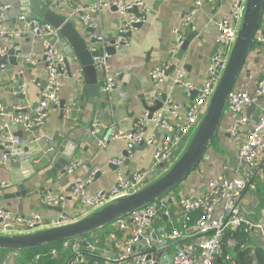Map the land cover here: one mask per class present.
<instances>
[{
    "label": "crops",
    "instance_id": "crops-1",
    "mask_svg": "<svg viewBox=\"0 0 264 264\" xmlns=\"http://www.w3.org/2000/svg\"><path fill=\"white\" fill-rule=\"evenodd\" d=\"M96 1L61 0V9L58 10L60 13H65L68 10L65 7L67 3L76 15L77 12H82L81 19L82 15H89L90 26L96 29L98 38L103 39L108 35L113 38L120 36L121 22L116 9L101 7L90 12L88 7ZM140 1L149 8L145 19L139 27L124 32L122 37L125 43L123 41L120 46L115 47V52L108 56L109 70L114 75L115 84L108 90L107 100L104 99L105 94L101 90L103 93L98 99L99 105L88 103L81 67L68 42L59 35L55 47L64 56V63L66 59L69 64L68 66L64 64L68 77L60 81L58 102L49 108L43 124L35 129L24 130L19 125H9L0 130L2 143H8L12 136L20 140L19 146L12 149L11 159L6 164L0 161V182L9 184L0 185V207L23 216L39 215L43 224L38 229L53 226L52 222L60 213L74 219L90 213L91 211H86L79 202L78 196L68 189L72 184L86 180L85 163L96 165L93 172L101 173L100 177L93 179L91 174L88 178L90 181L85 191L90 196L98 190L108 191L114 187L116 170H111L108 164L122 160L121 153L128 149L130 142L123 138L106 140L104 137L107 130L116 128L118 132L132 131L133 121L144 112L145 105L154 103L160 94L166 95V102L162 104L158 113L167 114L173 106L184 109L194 98L195 90H187L183 84L175 83L177 74L182 72L185 81L194 86L199 85L206 75L211 57L221 50L216 42L217 22L222 16H229L230 0H202L197 9L193 7L194 0ZM19 2L20 0H0V4L7 6L3 10L0 25L19 33L15 36L0 37V48L8 49L13 43H17L16 49L21 51L16 57L17 65L7 67L0 74V104L7 111L2 117V123L7 122L17 110L26 111L36 105L40 99L42 84L47 78L43 41L32 33L30 23L19 21ZM133 11L140 12V9ZM191 11L194 13L189 24L184 27L183 22ZM188 29L196 31L197 35L191 40L186 51L177 50L174 54H170L176 38L175 32ZM258 30L257 34L264 36V16ZM79 31L83 34L82 29ZM99 46L101 44H96L92 49ZM178 54H181V60L176 59ZM27 58L34 59V62L31 64L26 60ZM162 65L167 68L163 80L156 85L150 73L155 67ZM261 78H264V41L254 38L236 83V86L243 85L250 91L254 104L252 110L247 112L248 123L237 130L240 138L245 137L248 129L258 120L262 112L263 98L255 96L252 91ZM21 85H24L23 92L20 89ZM19 94L24 95V101L17 98L16 95ZM60 101L65 103L64 110L58 107ZM72 110L76 111L73 119ZM234 118V115L224 111L214 143L208 146L198 168L179 184L173 195L181 198L189 194H201L208 180L222 174L242 175L246 170V167H242L240 171H236L238 169L236 154L241 140L235 141L225 131V127ZM94 122L99 124L96 132H92L91 129ZM145 131V137L153 134L155 142L153 144L145 142L146 144L139 150L130 149L128 162L124 164L122 161L119 166L122 175L127 179L138 171L152 169L154 150L165 133L162 128L154 126L151 118L145 121ZM102 141H105L103 146L100 144ZM184 141L187 143L188 138L182 139L177 145L176 151L179 155L183 152ZM10 147L4 145V149H0V155L8 152ZM63 155H72L69 163L78 161L79 166L70 174L53 173L54 163ZM163 172V167L158 165L153 172L154 178ZM262 176L258 178L257 185V191L260 192L261 189L264 190V172ZM42 190L65 196L59 206L61 211L47 207L41 202L39 191ZM256 192L245 194L241 202L249 211V216L255 215L257 218L261 211L256 213L254 207L260 203L261 198L259 195L255 196ZM219 208L218 206L217 210ZM197 215L198 211H194L192 220ZM160 223L155 221V225ZM110 225L108 232L113 230L112 224ZM108 232L101 229L94 231L88 234L91 236L89 241L98 243L99 246H106L102 241ZM196 240L195 237L187 241Z\"/></svg>",
    "mask_w": 264,
    "mask_h": 264
},
{
    "label": "built area",
    "instance_id": "built-area-1",
    "mask_svg": "<svg viewBox=\"0 0 264 264\" xmlns=\"http://www.w3.org/2000/svg\"><path fill=\"white\" fill-rule=\"evenodd\" d=\"M201 1L194 0L193 7L197 9ZM245 1L230 0L229 16H222L217 22L216 42L221 50L211 57L202 82L194 86L184 80V73L177 74L175 83L183 84L187 90L196 91L190 103L184 109L173 106L167 114L157 112L152 115L154 126L165 131L154 150L152 169L138 171L131 179H127L119 169L123 159L116 160L113 162L118 165L114 187L108 191L98 190L92 196L85 191L90 179L76 182L72 191L78 196L79 202L86 211H93L118 197L139 190L144 186L145 181H153V172L158 165L166 163V166H169L176 159L174 152L178 143L186 137L188 139L191 137L205 113L236 39ZM101 7L114 8L120 16V36L115 39V47L123 41L125 43L122 34L132 29L133 24L143 22L149 11L140 0L109 2L97 0L88 9L94 12ZM6 8V5L0 4V22L3 10ZM134 9H140V12H134ZM193 13L191 11L188 14L183 22L184 27L189 24ZM82 21L86 25H91L89 15H82ZM28 23L32 33L43 41L47 78L42 84L39 102L33 108L16 113L10 116L7 122L0 123V130L9 125H19L24 130H32L42 125L49 108L58 102L61 79L68 77L64 56L55 47L59 37L58 30L44 21L30 20ZM258 32L254 38L264 41V36L257 34ZM8 35L15 36L19 33L0 25V37ZM175 35L170 54L179 50L182 43L178 31ZM5 52V48H0V57ZM93 59L96 67L104 73L102 91L110 90L115 81L114 75L109 70L108 55L103 53ZM26 60L31 64L34 62L32 58ZM166 68L167 66L162 65L151 71L150 76L156 85L163 80ZM23 88L24 85H21L22 92ZM252 91L255 96L263 98L262 112L244 138L237 135V130L248 123L246 109L253 103L250 91L243 85H235L229 91L225 102V111L235 116L225 127V131L235 141L241 140L236 154L238 164L236 171L246 167L242 175L222 174L208 180L201 194H189L177 198L172 192L152 204L132 211L113 222V230L108 232L102 241L106 246L91 243L89 241L91 236H83L60 241L59 246L39 252L29 260H23L20 251L8 250L0 259V264H48L47 262L50 261L53 262L52 264H240L237 253L245 249L252 251L259 249L264 259V209L262 208L257 218L254 215L249 216V211L241 202L245 194L258 190V178L260 179L264 172V78L258 80ZM5 110L0 104V117L5 115ZM147 119L148 113L144 111L134 122L132 131L117 132L110 139L123 138L134 145H139L141 142L153 144L155 142L153 134L145 137ZM98 126L99 124L94 122L91 126L92 132H96ZM105 141L100 142L101 146ZM8 143L10 145L6 146H11L10 150L0 155L2 164H6L11 159L12 149L19 146L20 140L12 136ZM4 145L5 143L0 141L1 150L4 149ZM78 166V161H71L63 168V172L70 174ZM166 166H163V171L166 170ZM0 185L9 184L0 182ZM39 197L41 202L49 207H58L65 199L64 195L49 190L39 191ZM218 206L219 210H217ZM216 210L219 212L217 213ZM194 211H198V215L192 220ZM260 219L262 220L259 221ZM74 220L76 219L60 213L52 225H62ZM155 221L161 223L155 225ZM42 222L37 214L23 216L0 207V234L35 231L43 224ZM195 237L196 241H187ZM84 242L86 245L83 244Z\"/></svg>",
    "mask_w": 264,
    "mask_h": 264
},
{
    "label": "water",
    "instance_id": "water-1",
    "mask_svg": "<svg viewBox=\"0 0 264 264\" xmlns=\"http://www.w3.org/2000/svg\"><path fill=\"white\" fill-rule=\"evenodd\" d=\"M61 0H20L18 18L21 23H27L32 19H41L47 22L52 28L58 30L60 37L64 38L77 59V63L81 67L83 81L85 85L88 103L98 104V99L103 93L101 90L102 79L104 73L96 67L94 63L95 57H100L103 53L108 56L116 50L114 42L116 37H107L101 39L96 36V29L93 26H87L83 23L80 15L82 12L73 13V8L65 4L67 11L60 13L58 9ZM114 9V8H113ZM264 11V0H246L243 19L237 31L236 39L231 47L226 64L221 72L218 83L213 91V94L207 104L204 115L202 116L195 131L188 139L183 152L169 165L161 163L160 167L166 166V170L155 180L144 182V186L139 190L128 195L118 197L115 200L103 205L102 207L91 211L87 215L76 219L70 223L37 229L35 231L17 234H0V249L17 250L39 248L45 245L53 244L67 239L80 238L97 231L107 225L113 224L134 210L143 206L154 203L156 200L163 198L178 186L200 163L204 158L210 142L216 137L220 126V121L225 111V102L229 91L235 86L238 76L242 71L246 57L259 28ZM140 23L133 24L132 27H139ZM79 29H82L83 34ZM182 37V43L179 51H186L191 40L197 35L196 31L184 30L178 31ZM120 35V34H119ZM123 35V34H122ZM96 44H101L93 50ZM108 44V45H107ZM92 45L94 47H91ZM120 46V45H119ZM17 43H13L6 52L0 57V74L9 66L17 65V56L21 51L16 49ZM181 54L176 55L177 60H181ZM65 65L68 66V61L65 59ZM1 76V75H0ZM104 99H108V91H104ZM196 95V91H194ZM18 99L24 101V95H16ZM166 102V95L160 94L158 99L151 105H145L144 111L148 113V118L162 108V104ZM22 103V101L20 102ZM170 104V103H168ZM254 104H250L246 112H250ZM58 107L61 110L65 109L64 101H60ZM17 113L23 112V109L17 110ZM5 114L7 111L5 110ZM76 111H71V118H75ZM136 119L133 121V123ZM0 117V123H2ZM37 128V127H35ZM33 128V129H35ZM116 128L108 129L105 134V139H109L116 134ZM146 143L141 142L139 145L129 143L128 149L122 151L123 163L128 162L130 149L139 150ZM10 145V143H5ZM72 155H63L57 162L54 163L53 173L63 172L62 167L67 165L71 160ZM87 173L85 179H88L91 174L93 179L100 177V171H94V166L85 163ZM111 170H117L118 165L113 162L108 164ZM131 179V178H129ZM74 184L68 189L73 190ZM46 206V205H45ZM49 207V206H47ZM58 211L61 208L52 207ZM165 218H163L164 220ZM86 245V242L83 243Z\"/></svg>",
    "mask_w": 264,
    "mask_h": 264
},
{
    "label": "trees",
    "instance_id": "trees-1",
    "mask_svg": "<svg viewBox=\"0 0 264 264\" xmlns=\"http://www.w3.org/2000/svg\"><path fill=\"white\" fill-rule=\"evenodd\" d=\"M216 137L214 136V139L210 142L209 146L212 145L215 141ZM199 164L193 169L196 170L198 168ZM160 176V175H159ZM159 176H157L156 178H158ZM155 176L153 175L152 178H154ZM156 178H154L153 180H155ZM179 186V185H178ZM176 186L171 192L169 193H172L176 190V188L178 187ZM168 193V194H169ZM167 194V195H168ZM166 195V196H167ZM165 197V196H164ZM163 197V198H164ZM110 227L111 225H107L103 228H101V231H104V232H108L110 230ZM85 236H88V235H85ZM61 242H56V243H53V244H49V245H45V246H42V247H39V248H34V249H25V250H22L20 251L21 252V255L23 257V260H29L31 259L35 254L39 253V252H44L52 247H56V246H59ZM8 250H3V249H0V259L2 258V256L4 255V253H6ZM237 258L238 260L240 261V264H264V259L262 257V253L259 249L257 250H250V249H245V250H241V252L239 251L237 253ZM48 264H52L53 262L50 261V262H47Z\"/></svg>",
    "mask_w": 264,
    "mask_h": 264
},
{
    "label": "rangeland",
    "instance_id": "rangeland-1",
    "mask_svg": "<svg viewBox=\"0 0 264 264\" xmlns=\"http://www.w3.org/2000/svg\"><path fill=\"white\" fill-rule=\"evenodd\" d=\"M238 82V81H237ZM236 82V83H237ZM236 85V84H235ZM185 143H186V141H184L183 142V149L185 148ZM177 150V149H176ZM175 150V152H174V155L176 156V158L179 156V154L177 153V151ZM183 151V150H182ZM263 178V176L261 177V179ZM177 189V188H176ZM261 189V188H260ZM259 195V197L261 198V201H260V203L259 204H257L256 205V207H254V210L256 211V213H259L261 210H262V208L264 207V190L263 189H261V192L260 191H257L256 193H255V196L257 197ZM249 207H251V206H249ZM96 210V209H95ZM254 217H255V215H254ZM250 218V217H249ZM262 219H260L259 221H261Z\"/></svg>",
    "mask_w": 264,
    "mask_h": 264
}]
</instances>
